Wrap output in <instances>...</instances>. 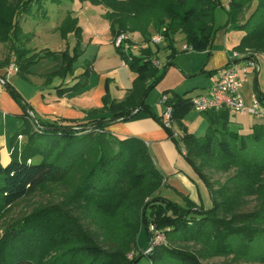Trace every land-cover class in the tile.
<instances>
[{
    "label": "trees",
    "instance_id": "1",
    "mask_svg": "<svg viewBox=\"0 0 264 264\" xmlns=\"http://www.w3.org/2000/svg\"><path fill=\"white\" fill-rule=\"evenodd\" d=\"M43 1L48 0H0V42L7 43L10 50L15 53L20 74L27 72L42 56L32 55V52L23 46L24 36L19 25V17L22 14H31L33 6H42ZM91 1L104 3L110 10L106 17L111 23L115 39L123 33L140 31L145 41L149 43L152 38L149 36V29L152 27L164 41L170 43L171 49L174 48L172 35L180 31L187 34L189 48L193 51L205 52L213 47L215 40L212 25L213 9L217 0ZM254 1H258V7L250 20L243 25L240 24L248 29V32L237 49L240 52L252 49L264 53V0H230L229 10L234 14L231 20H239L238 14ZM255 19L256 24L249 26ZM77 25L78 20L69 16L63 24V31L66 33L76 31L80 38L81 29ZM127 43L131 47L130 39ZM119 50L127 52L124 49ZM51 55V52H47L44 57ZM152 58L153 54L150 52H145L142 57L127 56L130 66L138 72V78L126 102L117 104L115 101L109 102L106 97V104L112 114L110 118L74 121L66 125L39 123L42 128L39 132L34 131L33 127H28L15 136L17 140L19 135L25 134L28 136V142L24 145L16 143L11 162L7 165L0 163V218L6 209L37 194L48 185L69 183L79 170L78 167L86 163L85 159L89 152L99 154V158L85 175L86 181L99 166L100 170H105L106 177L112 180L113 187L117 181L120 183L124 179L126 171L133 172L137 181L149 177L159 183L158 189L161 187L162 175L157 172L145 142L139 138L120 139L106 129L107 125L129 120L137 113L148 111L151 114L146 98L152 89L153 80L159 75V68L153 65ZM76 59L64 54V65L60 73L71 71V65ZM9 64L8 58L0 63V68ZM170 65L165 69L167 70ZM11 90L16 99L21 101L18 93L14 89ZM256 95L264 101V97L257 91ZM135 102L137 104L134 106ZM169 104L173 108V122L175 117L185 114L193 107L191 100L177 95L170 99ZM204 114L209 124L208 133L201 138L191 137L190 151L186 158L205 183L214 204L204 209L185 197L184 206H179L162 199L154 192L153 202L158 206H153L152 219L159 229L170 228L167 233H170L169 241L173 243L187 241L214 246L219 248L221 253L264 263V194L259 185L263 180L260 175L264 173V125H254L250 135L240 136L238 130L227 122L230 116L228 110L209 111ZM159 121L171 136L175 134L163 121ZM116 146L121 148L118 153L116 152L119 156L117 162L119 166L112 167L113 163L110 164L108 157L114 158ZM197 157L211 161L210 164L217 162L216 167L219 170L238 167L240 173L228 179L224 185H220L218 190H213L209 177L196 164ZM89 179L78 187V192L82 189L91 192L90 189L93 187L90 184L86 185ZM251 195L259 196V206L252 213L239 212L244 205L249 204L247 198ZM24 219L9 225L6 229L4 238L0 241V264H41V260L36 256L34 243L32 242L31 246L27 237L31 234V229L36 237H40L41 233L39 234L38 230L41 227L45 228L48 223L46 220L38 219L36 214ZM133 242L136 246L137 241ZM84 253L99 260V264H135L142 257L130 259L128 253L119 248L112 254L106 253L92 239H89ZM151 264L204 263L194 253L163 247L151 256Z\"/></svg>",
    "mask_w": 264,
    "mask_h": 264
},
{
    "label": "rangeland",
    "instance_id": "2",
    "mask_svg": "<svg viewBox=\"0 0 264 264\" xmlns=\"http://www.w3.org/2000/svg\"><path fill=\"white\" fill-rule=\"evenodd\" d=\"M50 1L49 6H52V3L68 6L70 9L72 8L75 11H81V13H87L88 15L97 14L98 8L108 9L104 3H94L91 0ZM228 2V0H217V4L213 9L214 22L212 25L214 26L215 36L218 33L225 35L226 47L230 53L234 54L235 51H238V45L248 32V29L240 24L242 21L246 20L244 22L246 23L251 19L258 7V1H254L251 5H248L244 11L238 14L239 20L235 21L231 20L234 14L231 13L227 6ZM85 3L86 5H84ZM50 9L52 11V7ZM258 13L260 14V12ZM104 19V29H109L111 26L110 21L107 17ZM256 22V19L252 20L249 26H254ZM149 33L152 37L159 35L155 30H149ZM172 41L174 44L173 49L169 47V42L166 44L164 41L159 43L151 41L153 60H157L161 65L158 71L159 75L153 80L152 89L146 98L147 105L149 104L154 109L153 113L150 114L148 111L140 112L129 120L113 122L109 126H106V129H109L110 132L120 139L139 138L143 139L145 144L147 143L146 139L149 142L157 141L154 143L151 142L152 146L150 144L147 145V143L146 148L157 172L162 175L163 181L161 187L158 189L159 183L149 177L143 181H137L134 173L128 171H126L124 179L120 183L117 181L115 187H113L112 180L106 177L105 170H100L98 166L91 178H87L89 182L86 185L90 184L93 187L90 189L91 192L86 189H82L83 193L82 191L78 192V187L87 182L85 175L88 171L90 172L92 166L99 158V154L95 155L89 152L85 159L86 163L78 167L79 170L75 172L73 179L69 183L66 185H48L37 194L18 202L10 209H6V212L0 218V241L4 238L9 225L20 220L23 221L25 217L31 214H36L38 219L46 220L48 224L45 228L41 227L38 230V233H41L40 237H36L31 229V234L27 237V240L31 246L32 242L34 243L36 256L41 260V264H99V260H95L84 253L89 239H92L109 254L114 253L119 248V250L128 253L130 259L136 256H142L135 264H151V256L159 248L163 247L169 250L176 248L194 253L204 264H264L259 261H249L244 257H237L233 254L221 253L219 252V248H215L214 246L209 247L187 241L173 243L169 241L168 236L170 233H167V231H170V228L159 229V226L152 219L153 206H158V204L153 202L154 192L162 199L169 200L179 206H184V194L169 181V178L171 173H175L180 169L186 170L188 174L192 173L197 179L200 178L194 166L188 162L186 154L190 151L191 137H205L209 128L205 114L197 111L193 107H190L185 114L174 118L172 132H176V134L173 136H171L170 132L159 121L168 106L166 103H161V98L163 95H167L171 99L176 91L172 90L171 87L178 89L180 78L184 82L188 80L183 84V88L181 86V89H184L186 85L194 82L199 77L197 81L201 83V91L209 86L207 80H210L205 73L196 74L193 78L188 76L190 79H186L187 76L184 73H180L179 78L176 79L175 74L169 71L172 68H176L178 64L169 66L168 70L165 69L168 66L167 61L169 57L173 56L172 58L176 60L183 52L182 47L184 45L189 46L188 36L182 31L173 34ZM36 43L40 44L41 40H38ZM49 44L52 45V41ZM223 48L224 46L220 47V49ZM167 50L170 51L169 57L166 54ZM248 51L252 55L259 57L261 71L259 72L258 81H255L253 84V91L255 94L257 91L264 97V53L252 49H248ZM135 53L140 54L143 52L142 50L136 49ZM184 54L186 55V53ZM165 65L167 66L165 67ZM190 80L193 81L191 82ZM246 86L243 92H245L246 97H249L251 86L250 84ZM198 93V91H191L188 93V97H196ZM155 113H158L157 117ZM138 115L142 116L139 117ZM146 117L156 122L160 126L159 130H163V134L162 132H146L145 127L149 128L150 125V121ZM252 118V116L248 115L230 114L227 122L232 128L238 130L240 136H248L252 133V127L254 125L252 124ZM133 121L135 122L129 125ZM119 149H121L120 146H116L114 158L108 157L110 164L113 163L112 167L116 166L119 161L117 154ZM195 160L196 164L209 177L213 185V190H218L220 185H224L228 179L240 173L238 167L224 171V169L219 170L216 167L218 165L217 162L210 164L211 161L198 157ZM181 162L185 165V168H181ZM221 166L224 165L221 164ZM260 176L263 177V180L259 184L260 190L264 194V173ZM200 180L202 181L201 178ZM202 183L205 185L203 181ZM199 188L203 196L205 193L207 203L204 209H208L213 206L214 200L210 193L205 190L203 191L202 185ZM112 189L113 191L111 192L110 190ZM116 193L117 195H115ZM247 200H249V204L244 205L245 207L241 208L239 212L252 213L260 204L259 196L257 197L256 195H251ZM45 212L46 215H44ZM44 216H47V218L45 219ZM141 225L142 228L139 229ZM133 240L137 241L136 246ZM150 248H152L151 252L146 253Z\"/></svg>",
    "mask_w": 264,
    "mask_h": 264
},
{
    "label": "crops",
    "instance_id": "3",
    "mask_svg": "<svg viewBox=\"0 0 264 264\" xmlns=\"http://www.w3.org/2000/svg\"><path fill=\"white\" fill-rule=\"evenodd\" d=\"M228 1L227 6L229 8L230 0ZM50 2V0L43 1L42 6L34 5L31 14H22L19 17V25L24 36L23 46L30 50L32 55L40 54L42 56L27 72L7 76L8 66L11 63H16V55L10 50L7 43L0 42V63L8 58L10 60L8 66L0 68V78H7L8 83L5 87L0 82V163L2 165L11 162L16 143L24 145L28 142V136L25 134L19 135L17 140L15 136L22 130L33 127L30 112L43 125H66L74 121L82 122L104 117L110 118L112 114L106 104V97L109 102L115 101L117 104L126 102L138 78V72L130 66L127 56L142 57L145 52L153 54L151 42L147 43L140 31L129 33L132 45L126 53L120 51L114 44L115 34L112 27L104 29V18H106V13L109 12L107 8H98L97 14L88 15L70 9L68 6L55 5L54 3L49 6ZM49 7H52V11ZM69 16L78 20L77 26L81 29L80 38L76 31L67 33L63 31V24ZM245 21H242L241 25ZM149 30L154 29L151 27ZM149 36L152 35L149 33ZM155 36L158 35L153 37ZM38 40H41L42 45L36 43ZM50 41H52V45L49 44ZM164 42L167 44L166 41ZM222 46L224 48L220 49ZM182 48L183 52L176 60L172 58L173 56H168L170 54L169 50L166 51L169 57L168 65L175 66V64H178L179 66V68L177 66L170 69L169 72L172 71L176 79L179 78L180 73H184L187 76L186 79L193 78L196 74L205 73L207 78L210 79L207 80L209 86L203 91H201V83L197 81L199 77L194 82L190 80L192 83L186 85L184 89H181V86L183 88V84L188 80L184 82L181 78L178 89L171 87L172 90H176L172 97L175 95L183 96L185 99L192 101L209 92L212 81L217 75L216 72L227 64L232 53L226 47V39L223 33L216 34L213 47L208 51L196 52L185 45ZM136 49L142 50L143 53H135ZM47 52H51L52 55L44 57ZM64 54L77 59L72 63L71 71L61 74L64 65ZM258 76L259 74H251L249 80L243 86V89L247 87V84L251 86L249 97L245 96L242 89L247 103H250L254 94L253 84L258 81ZM177 83L178 81L176 86ZM11 89L18 93L21 101L16 99ZM191 91H198L199 93L196 97H188V93ZM136 104L137 102L133 103L134 106ZM148 107L153 113V107L149 104ZM155 115L157 117L158 113H155ZM163 115L160 117L161 121H163ZM146 119L150 121L149 128L145 127L146 132H162L163 134V130H159L160 126L156 122L147 117ZM252 119V124L264 125V118ZM134 122L129 123V125ZM146 140L148 143L146 144L151 146V142H157ZM181 165V168H185L182 162ZM169 181L196 205L205 207L207 203L205 193L203 196L199 186H203V191L210 192L200 178L197 179L192 173L188 174L186 170L180 169L175 173H171Z\"/></svg>",
    "mask_w": 264,
    "mask_h": 264
},
{
    "label": "built area",
    "instance_id": "4",
    "mask_svg": "<svg viewBox=\"0 0 264 264\" xmlns=\"http://www.w3.org/2000/svg\"><path fill=\"white\" fill-rule=\"evenodd\" d=\"M129 39V35L123 33L115 39L114 44L118 49L127 51L130 48V45L127 43ZM152 41L159 43L163 41V37L160 35L152 37ZM153 65L158 68L161 66L155 60H153ZM260 69L258 56L252 55L248 50L245 52L235 51L234 54L230 55L227 64L217 72L208 94L192 100L193 108L201 113L225 109L230 114L248 115L255 119H263L264 101L260 100L254 93L251 103H247L242 93L243 86L249 80L250 75H258ZM17 73H19L18 65L11 63L7 68V76H13ZM0 82L5 87L8 84L5 77H1ZM169 101L170 98L167 95H163L161 98V103L168 104L167 110L163 115V123L167 128L173 130V108L169 104ZM30 118L33 122L34 131L39 132L42 129L41 125L34 118L32 112H30ZM183 153L186 154L185 151ZM151 249L146 253H150Z\"/></svg>",
    "mask_w": 264,
    "mask_h": 264
}]
</instances>
